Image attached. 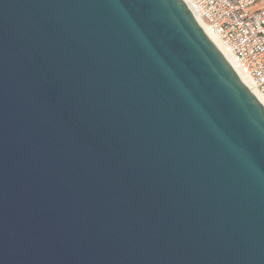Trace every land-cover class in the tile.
Masks as SVG:
<instances>
[{"label":"water","instance_id":"1","mask_svg":"<svg viewBox=\"0 0 264 264\" xmlns=\"http://www.w3.org/2000/svg\"><path fill=\"white\" fill-rule=\"evenodd\" d=\"M0 264H264V108L182 0H0Z\"/></svg>","mask_w":264,"mask_h":264},{"label":"built area","instance_id":"2","mask_svg":"<svg viewBox=\"0 0 264 264\" xmlns=\"http://www.w3.org/2000/svg\"><path fill=\"white\" fill-rule=\"evenodd\" d=\"M189 3L264 96V0H189Z\"/></svg>","mask_w":264,"mask_h":264},{"label":"bare ground","instance_id":"3","mask_svg":"<svg viewBox=\"0 0 264 264\" xmlns=\"http://www.w3.org/2000/svg\"><path fill=\"white\" fill-rule=\"evenodd\" d=\"M183 3L187 6L195 20L198 22L200 27L203 29L205 34L208 36V38L213 42V44L217 47V49L220 51L224 59L227 61L231 69L236 73V75L239 77V79L243 82V84L249 89V91L254 95V97L259 101V103L264 108V96L261 95L254 84V81L250 77V75L247 73V71L244 69V67L236 61V59L233 57V55L226 50L221 42L220 39L210 31V29L205 26L203 21L200 19L196 11L192 8V6L189 3V0H182Z\"/></svg>","mask_w":264,"mask_h":264},{"label":"rangeland","instance_id":"4","mask_svg":"<svg viewBox=\"0 0 264 264\" xmlns=\"http://www.w3.org/2000/svg\"><path fill=\"white\" fill-rule=\"evenodd\" d=\"M250 10H252V8Z\"/></svg>","mask_w":264,"mask_h":264}]
</instances>
